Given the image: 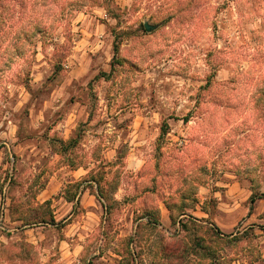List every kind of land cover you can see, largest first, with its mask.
<instances>
[{
	"label": "clouds",
	"instance_id": "clouds-1",
	"mask_svg": "<svg viewBox=\"0 0 264 264\" xmlns=\"http://www.w3.org/2000/svg\"><path fill=\"white\" fill-rule=\"evenodd\" d=\"M0 264H264V0H0Z\"/></svg>",
	"mask_w": 264,
	"mask_h": 264
},
{
	"label": "rangeland",
	"instance_id": "rangeland-1",
	"mask_svg": "<svg viewBox=\"0 0 264 264\" xmlns=\"http://www.w3.org/2000/svg\"><path fill=\"white\" fill-rule=\"evenodd\" d=\"M193 211H195V209H193Z\"/></svg>",
	"mask_w": 264,
	"mask_h": 264
}]
</instances>
